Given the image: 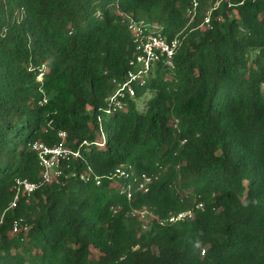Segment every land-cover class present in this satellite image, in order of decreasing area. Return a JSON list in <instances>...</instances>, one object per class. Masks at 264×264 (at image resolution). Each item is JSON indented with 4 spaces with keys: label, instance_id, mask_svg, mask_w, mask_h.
<instances>
[{
    "label": "trees",
    "instance_id": "trees-1",
    "mask_svg": "<svg viewBox=\"0 0 264 264\" xmlns=\"http://www.w3.org/2000/svg\"><path fill=\"white\" fill-rule=\"evenodd\" d=\"M197 1L188 24L191 0H0V216L15 179L40 182L33 143L80 153L5 213L0 264H264V0H222L209 27ZM124 14L180 43L107 114L135 54Z\"/></svg>",
    "mask_w": 264,
    "mask_h": 264
},
{
    "label": "built area",
    "instance_id": "built-area-1",
    "mask_svg": "<svg viewBox=\"0 0 264 264\" xmlns=\"http://www.w3.org/2000/svg\"><path fill=\"white\" fill-rule=\"evenodd\" d=\"M221 1L222 0H215L211 8L205 13L202 22L203 26H210L212 12L218 8ZM255 1L257 0H251V2ZM197 9L198 1L191 0L189 6L186 8V15L189 18L188 24H190L196 17ZM121 21L131 33L135 54L130 61L131 68L127 71L124 79L116 82L117 88L110 98V105L106 110L107 114L121 110L123 108L122 100L125 97L133 98L136 95L134 85H138L139 87L144 85V79L147 73L156 62L163 60L167 67L172 68V59L180 43L178 35L168 41L160 32L157 31L156 26L150 25L143 20H137L129 14H124ZM58 138L60 139V143L56 146L48 147L47 145L38 142L31 145V150L35 152L41 169L40 182H30L26 179L14 180V196L12 201L8 204L7 209L0 216V225L2 224L5 213L9 210L17 208L21 196H29L38 188L39 185L51 183L54 178L59 177L60 171L58 170V167L63 161H67L71 157H80V153L78 151H72L63 145V141L65 139L64 132L58 133ZM129 170L130 168L126 170L118 168L104 178L107 180H112L114 178L128 179L131 175ZM71 176L75 177V174H72ZM78 178L84 183H87L90 180V176L85 174H80ZM104 178L95 177V184L99 185L101 180ZM152 179L153 176L146 174H141L140 177L133 178V183L127 184L125 190H122L126 199H132L133 185H135L138 192L143 194L147 193ZM195 209L202 210L203 205L199 203L195 206ZM135 214L139 215L141 219L150 217L151 215V213L145 208L139 211L134 210L130 215L134 216ZM192 215L193 211L188 209L177 214H172L167 218L158 219L157 222L161 226L173 225L190 219ZM20 228L26 230L27 224L22 218H17L12 222V232L16 233L20 230Z\"/></svg>",
    "mask_w": 264,
    "mask_h": 264
},
{
    "label": "rangeland",
    "instance_id": "rangeland-1",
    "mask_svg": "<svg viewBox=\"0 0 264 264\" xmlns=\"http://www.w3.org/2000/svg\"><path fill=\"white\" fill-rule=\"evenodd\" d=\"M148 98V96H144L141 100L137 101V108H141L142 107V101H146V99Z\"/></svg>",
    "mask_w": 264,
    "mask_h": 264
}]
</instances>
